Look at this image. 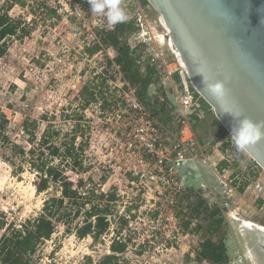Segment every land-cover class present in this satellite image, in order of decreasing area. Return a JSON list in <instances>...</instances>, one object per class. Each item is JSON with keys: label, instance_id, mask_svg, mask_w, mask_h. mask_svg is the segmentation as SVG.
Segmentation results:
<instances>
[{"label": "rangeland", "instance_id": "1", "mask_svg": "<svg viewBox=\"0 0 264 264\" xmlns=\"http://www.w3.org/2000/svg\"><path fill=\"white\" fill-rule=\"evenodd\" d=\"M127 2L128 0H123L126 11L130 10L127 11L128 18L137 17L140 5L148 28L154 27L155 32L147 41L151 51L153 53L159 51L162 56L167 55L169 60L179 61L172 51L168 36L158 35L163 33L165 28L161 25L159 15L152 5L149 2L143 4L141 0L134 6ZM11 3L9 16L22 23L25 13H22L21 8L25 0H21V3L0 0V8L8 7ZM55 18V21L48 22L46 26L40 28L21 25L19 36L8 39V49L0 57V112L8 120L3 132L8 141L2 139L0 142L2 153H0V222L12 221L19 224L25 218L35 216L48 195L36 193L34 186L36 176L30 166V160L16 157L14 149L11 148L12 143L23 146L25 150L31 147L28 143V133L21 128L23 121L25 119L37 121L35 134L38 138L50 122L52 127L49 137L57 146L65 140V133L78 121L81 122L78 136L88 138L89 145L84 159V164L89 166V169L82 176L97 183L105 181L104 189L111 185L116 187L120 200L116 205L118 213L114 220L115 227L119 225L118 216L128 218V225L121 230V235L126 234L125 238L131 239L127 252L123 254L128 260L127 264H162L166 259L171 264H211L205 259L200 261L196 258L198 247L206 238L210 237L217 241L219 236L224 234V238L228 240L227 238L232 235L238 245L240 238L236 225L230 226L226 223L218 232L211 234L209 222L203 218L204 215L194 221V225H188L189 227L185 226L184 222L179 226L177 222L175 224L174 221L166 219L167 204L164 194L154 184L150 183L147 186L139 184L130 175L128 168L133 160L128 149L130 142L128 134L133 127L135 128L136 122L124 110V103L119 95L122 92L121 80H118L117 76H110L106 71L108 60L106 52L112 53L116 58L117 49L103 51V59L92 55L85 60L77 49H70L69 46L65 47L58 42L63 30L57 26L61 16L56 15ZM145 30L147 32V29ZM69 45L71 47V44ZM100 69L102 71H99ZM112 70L111 67L110 72L113 73ZM160 76L155 77L153 82L155 90V86L161 81ZM173 81L175 86L180 88V83ZM84 89L85 91L81 93ZM90 92H94V100L83 107L90 99ZM171 93L173 94L172 91ZM198 114L190 118L192 133L199 140H203L198 143L209 158L207 164L215 175L216 171L220 170L218 168L220 159L227 158L229 167L226 169L236 171L235 169L239 167L237 172H243V175L247 172L249 175L251 173L249 166H254L253 181L264 182L263 168L245 150H237L233 138L229 141L226 152H222L223 154L220 152L224 142L231 135L225 132L226 129L218 121L212 108L204 107ZM28 128L33 129L30 124ZM80 139L81 137L76 139L78 144L82 142ZM51 160L54 163L58 162V158ZM206 172L208 173V170ZM76 177L72 176L75 180ZM241 178L243 180L246 177ZM210 180L213 181L212 178ZM251 183L252 189L254 185L258 188V184L256 186L255 183ZM194 186L195 191L199 190L196 185ZM195 191L186 192L185 197L191 203H196L200 198H207L204 195L205 191ZM257 193L253 189L249 194L254 197L253 195ZM235 201L238 205L237 198ZM128 207L131 209L129 213L125 211ZM157 212L161 214L160 217L159 215L154 217ZM228 213L239 217L242 215L241 212ZM245 216L263 224L256 214L251 215L248 212ZM198 225L200 228L196 229ZM3 232L4 229L0 228V236ZM185 233L188 234L187 237L182 236ZM159 234L168 237L161 238ZM110 239V235H104L97 242H93L91 237L79 239L74 234L65 232L64 226L59 225L52 238L41 248L43 259L40 264H97L101 256L109 253ZM166 242L170 244L168 250L158 248L160 244ZM184 245L187 247L183 248ZM140 248L144 250L142 254L138 253ZM88 256L91 260L87 258Z\"/></svg>", "mask_w": 264, "mask_h": 264}, {"label": "trees", "instance_id": "2", "mask_svg": "<svg viewBox=\"0 0 264 264\" xmlns=\"http://www.w3.org/2000/svg\"><path fill=\"white\" fill-rule=\"evenodd\" d=\"M12 1L20 2V0ZM141 1L143 4L148 3L147 0ZM11 5L12 3L8 7L0 8V57L8 49V39L12 36H19L21 30V22L14 20L8 14ZM138 28L137 21L132 18L117 24L115 29L104 32L101 39L103 43L113 45L117 49L116 62L121 66L123 77L136 86L138 99L163 125L178 133L179 124L173 122L170 115L176 105L165 94H163L165 96L163 101L157 93L150 98V91L154 89L155 77L158 78L160 75L158 67L147 66L142 72L135 59L130 56L127 45L119 39L121 36L133 34ZM174 80L180 83V88L184 91L179 73H176ZM84 91L85 89L81 93ZM189 91L200 106L198 110H195L196 112L191 114L190 118H192L201 109L210 106L191 85H189ZM92 99L94 100V92H90V99L83 107L88 105ZM43 117L46 118V116ZM7 123L8 120L0 112V142L2 139L8 141V137L3 136ZM29 124L32 130L28 128ZM21 126L29 135L28 143L31 147L25 150L23 146L12 143L11 148L14 149L16 157L30 160V166L36 176L34 180L36 193H48V195L44 198L41 210L35 216H29L19 224L12 221L0 222V228L4 229L0 236V264H40L43 259L41 248L47 240L52 238L59 225L64 226L65 232L72 233L79 239L91 237L93 242H97L104 235L112 234L108 244L109 253L101 256L97 264H127L128 260L123 254L127 252L131 239L119 237L121 230L128 225L126 216H118L119 225L114 226L115 216L118 213L116 205L120 200L116 187L111 185L104 189L105 181L97 183L91 178L85 179L82 176L89 169V166L84 164L85 151L89 145L88 138L78 136L81 122L76 121L73 128L65 133V140L59 146L50 140L49 133L52 127L50 122L47 123L40 138L35 134L38 127L37 121L25 119ZM77 137H81L80 144L76 141ZM231 139L232 137L229 136V139L224 142L221 147L223 152L228 149ZM53 158H58V162L54 163L51 160ZM228 165L229 162L223 159L219 162L218 168L222 170ZM72 176H77L76 180ZM130 210L128 207L125 211L129 213ZM194 211L201 217L204 215L203 218L209 222L208 225L212 232H218L226 224L223 216L225 210L218 207L216 203L200 199L196 202ZM156 215L157 213L154 216ZM184 223L188 226L190 221H184ZM143 251L140 248L138 253L142 254ZM87 258L91 260L89 256ZM196 258L200 261L205 259L211 264L228 263L222 239L217 241L211 238L205 239L196 253Z\"/></svg>", "mask_w": 264, "mask_h": 264}, {"label": "water", "instance_id": "3", "mask_svg": "<svg viewBox=\"0 0 264 264\" xmlns=\"http://www.w3.org/2000/svg\"><path fill=\"white\" fill-rule=\"evenodd\" d=\"M147 1L158 13L179 60L185 93L190 94L191 85L230 135L236 118L225 110L242 112L252 121L264 123V0ZM196 60L203 62L202 67L207 69L204 74L194 70ZM203 75L222 80L228 95L218 100L208 91ZM166 97L175 103L172 93L167 92ZM244 150L264 170V139L248 144ZM211 170L203 160H182L177 165L184 189L203 182L204 171L208 178L212 176L210 185L225 195L228 186ZM225 217L230 226L236 225L240 238L235 260L229 254L228 241H223L227 264H264V225L228 212Z\"/></svg>", "mask_w": 264, "mask_h": 264}, {"label": "built area", "instance_id": "4", "mask_svg": "<svg viewBox=\"0 0 264 264\" xmlns=\"http://www.w3.org/2000/svg\"><path fill=\"white\" fill-rule=\"evenodd\" d=\"M128 2L138 4V0H128ZM21 9L22 13H25L21 25L35 28L44 27L48 22L52 23L56 20V15H60L61 21L57 26H60L63 32L60 34L58 42H61L65 47L69 46L70 49H77L79 55L83 56L85 60L92 55L100 56L99 58L103 59V51L115 49L113 45L103 43L101 37L104 32L111 31L116 26H109L104 16L93 15L88 0H25ZM138 9L140 13L134 18L138 23V30L131 36H121L119 39L127 45L130 56L135 59L142 72L147 66L158 67L162 77L158 75L161 81L155 86L158 91L157 94L163 101L165 99L163 94L173 92L176 106L171 110L170 115L173 122L179 124V129L178 133L173 132L172 129L163 125L151 114L148 107L138 99L136 86H133L123 77L116 58L112 53L106 52L108 59L106 71L110 76H117L118 80H121L122 92L119 95L122 103H124V110L136 122L135 128L133 127L128 134L130 136L128 149L133 160L128 171L139 184L147 186L152 183L164 194L167 204L166 219L174 221L175 224L177 222L179 226L187 220L190 221L189 225H194L196 218L190 215L191 202L183 196L184 188L178 177L177 165L182 160L208 162L209 158L192 133L190 123V115L199 107V103L193 99L191 92L187 94L175 86L173 78L176 73L181 71L179 62L175 59L169 60L167 55L162 56L163 54L159 51L153 53L147 45V41L155 32L154 27L153 29L148 28L140 5H138ZM127 11L130 12V10ZM130 19L128 18V20ZM156 31L158 32V30ZM158 35L164 37L167 36V33L163 31ZM104 67L106 66L104 65ZM111 67L113 73L110 72ZM216 175L223 185L228 186L227 193H229L231 191L229 171L227 169L218 170ZM259 186L258 188H260ZM223 205L228 207V202L224 201ZM256 210L258 215L264 219V202ZM158 215L160 217L161 214L157 212L154 217H158ZM121 233L119 237L125 238L126 234L121 235ZM176 234L179 236L178 230H176ZM159 236L161 238L168 237V235L163 234H159ZM182 236L187 237L188 234L185 233ZM169 245V242L162 243L158 248L168 250ZM185 247L187 245H184L183 248ZM162 264L171 263L166 259Z\"/></svg>", "mask_w": 264, "mask_h": 264}, {"label": "clouds", "instance_id": "5", "mask_svg": "<svg viewBox=\"0 0 264 264\" xmlns=\"http://www.w3.org/2000/svg\"><path fill=\"white\" fill-rule=\"evenodd\" d=\"M93 15L104 16L109 26H116L128 20V13L123 6V0H88ZM203 62L194 61V70L198 73L204 74L207 70L202 67ZM203 82L208 91L218 100H223L228 95V88L222 80L214 79L213 77L204 78ZM236 118V123L232 128L231 136L234 137V144L237 150H244V148L255 141L264 139V123L252 121L250 118L243 115L225 110Z\"/></svg>", "mask_w": 264, "mask_h": 264}, {"label": "crops", "instance_id": "6", "mask_svg": "<svg viewBox=\"0 0 264 264\" xmlns=\"http://www.w3.org/2000/svg\"><path fill=\"white\" fill-rule=\"evenodd\" d=\"M174 105H176V102L174 103ZM197 137V136H196ZM201 140V139H200ZM198 138H197V141L199 142L200 141ZM201 141H203V140H201ZM200 141V142H201ZM200 144V143H199ZM214 152H216V151H214ZM220 152L222 153L223 151L222 150H220ZM223 154V153H222ZM227 160V158H221L220 159V161L221 160ZM228 161V160H227ZM229 162V161H228ZM229 167V166H228ZM250 168H249V170H250V174L248 175L247 174V172L245 173V175H243V172L242 173H239V172H237V169L239 168H237V169H235L236 171H234L233 169L232 170H228L229 171V173H230V189H231V191L229 192V193H226L225 195H221V194H219L211 185H210V182L208 183L209 185H208V187H206V188H204L203 190H196L195 191V189H193V188H189V189H184V193H183V196L185 197V195H186V192H190V191H195V192H198V191H205L206 193H204V195H205V197H207V198H205V199H202V198H200V199H202V200H205L206 202H209V203H216L217 204V206L218 207H220V208H224V219H225V222L228 224V222H227V220H226V217H225V212L227 211V212H230V213H238V212H241L242 213V215L240 216V217H244L245 216V213H248V212H250V214L252 215V214H256V215H258V213H257V207L262 203V202H264V191H263V188H264V182L262 181H258V180H254L253 181V179H255V175H254V172H255V170H254V166H249ZM212 169V168H211ZM224 169H226V167L224 168ZM211 171H213V170H211ZM203 174H205V172L204 171H201ZM214 172V171H213ZM208 173H210V172H208ZM205 176V175H204ZM241 176H243V178L244 177H246V178H244L243 180H242V178H241ZM258 181V182H257ZM251 182H253V183H255L256 184V186H257V184L258 185H260L259 187L260 188H256L255 187V185H254V187H253V189H254V191L256 190V192H258L257 194H255V195H253L254 197H252L249 193H250V191L251 190H253L252 189V183ZM256 188V189H255ZM200 193V192H199ZM251 193H254V192H251ZM228 194H229V196L231 197V198H227V197H229L228 196ZM206 195H209V197L208 196H206ZM250 195V196H249ZM186 198V197H185ZM236 198L238 199V202H239V204L237 205L236 203ZM200 199H198V200H200ZM197 200V201H198ZM224 201H227L228 202V207H224V205H223V203H224ZM195 206H196V203H190V215H191V217L193 216L194 218H196V220L198 219V218H201V216L200 215H198V214H196V212L194 211V208H195ZM244 214V215H243ZM197 216V217H196ZM259 216V215H258ZM260 217V216H259ZM243 219H246V220H250V221H253V222H255V223H258L257 221H254V220H252V218H248V217H244ZM260 219L263 221V224L262 225H264V219L262 218V217H260ZM187 221H189V220H187ZM258 224H261V223H258ZM199 226V225H198ZM196 227V229H198L199 227ZM188 227V226H187ZM208 228H210L209 229V231L211 232V234H213V233H216V232H212L211 231V227H209V225H208ZM224 235V234H223ZM223 235H221V236H219V238L218 239H222V241H223V238H224V236ZM210 238V237H209ZM207 239V238H206ZM217 239V240H218ZM214 241V240H213ZM201 245V244H200ZM198 249H200V246L198 247Z\"/></svg>", "mask_w": 264, "mask_h": 264}, {"label": "flooded vegetation", "instance_id": "7", "mask_svg": "<svg viewBox=\"0 0 264 264\" xmlns=\"http://www.w3.org/2000/svg\"><path fill=\"white\" fill-rule=\"evenodd\" d=\"M155 93H156V90L155 89H153V90H151L150 91V95H151V97L150 98H153L154 97V95H155ZM200 108V106L197 108V110ZM195 112V111H194ZM193 112V113H194ZM199 114L198 113H196L194 116H198ZM195 120H197V119H195ZM202 140V139H201ZM203 176H204V174H203ZM210 178H212V176H210ZM210 178H208L207 176H204V179H202L203 180V182L200 180V181H197L196 183H195V185H196V187H198V189L199 190H203L204 188H206V187H208V179L210 180ZM201 182H202V184H201ZM231 237H228L227 239V246H228V248H229V254L231 255V256H233V260H235V259H237L238 258V255H237V253H238V249H237V247L236 246H238L237 245V242L236 241H234L233 240V236L232 235H230ZM226 238H223V241L225 240ZM224 246H225V244H224ZM225 250H226V248H225Z\"/></svg>", "mask_w": 264, "mask_h": 264}]
</instances>
